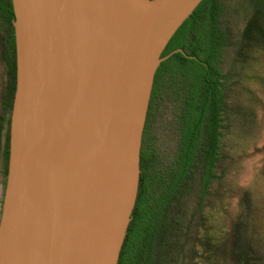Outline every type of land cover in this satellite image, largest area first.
Returning a JSON list of instances; mask_svg holds the SVG:
<instances>
[{"label":"water","instance_id":"1","mask_svg":"<svg viewBox=\"0 0 264 264\" xmlns=\"http://www.w3.org/2000/svg\"><path fill=\"white\" fill-rule=\"evenodd\" d=\"M201 1L11 0L0 264L118 263L145 124L152 144L172 87L148 114L154 75Z\"/></svg>","mask_w":264,"mask_h":264},{"label":"rangeland","instance_id":"2","mask_svg":"<svg viewBox=\"0 0 264 264\" xmlns=\"http://www.w3.org/2000/svg\"><path fill=\"white\" fill-rule=\"evenodd\" d=\"M258 1L221 0L227 42L219 67L227 79L216 178L202 201L199 172L186 184L151 264H242L243 253L250 264H264V19L246 31ZM4 45L0 27V216L10 121ZM179 95L172 85L152 142L161 168L178 150Z\"/></svg>","mask_w":264,"mask_h":264},{"label":"trees","instance_id":"3","mask_svg":"<svg viewBox=\"0 0 264 264\" xmlns=\"http://www.w3.org/2000/svg\"><path fill=\"white\" fill-rule=\"evenodd\" d=\"M222 11L221 0H202L162 51V57L177 49L182 52L172 54L157 68L148 114L165 84L170 82L175 86L182 98L177 117L178 150L170 167H158V155L153 145L146 141L148 125L145 124L138 193L117 264H151L167 231L172 205L186 184L199 172V200L202 201L210 183L216 178L227 79L219 67L227 42L220 22ZM261 18L264 19V0L258 1L246 31L252 25L259 27ZM13 19L11 0H0V27L5 32L3 59L9 76L5 97L8 112L11 111L15 89ZM7 156L8 139L6 160ZM243 255L244 259L240 257L242 264H250L248 253Z\"/></svg>","mask_w":264,"mask_h":264}]
</instances>
